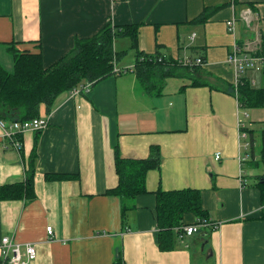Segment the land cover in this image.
<instances>
[{"label": "crops", "instance_id": "1", "mask_svg": "<svg viewBox=\"0 0 264 264\" xmlns=\"http://www.w3.org/2000/svg\"><path fill=\"white\" fill-rule=\"evenodd\" d=\"M205 7L217 10L205 22L194 21ZM247 8L250 26L239 21L230 32L226 22ZM108 21L138 23L142 53L178 62L201 56L204 63L178 70L188 80H166L160 94L146 92L134 72L106 76L77 97L63 92L41 103L38 115L49 116V123L37 137L22 134L19 151L0 137V185L24 179L37 139L35 198L0 200V242L10 235L35 244L30 264H112L120 256L124 264H264V201L256 187L264 173V106L238 105L230 93L234 70L225 61L233 42L264 36V0H0V64L13 69L6 45L14 43L40 52L48 66ZM129 45L120 38L114 47ZM117 65L133 67V52ZM246 77L264 87V71ZM115 144L123 158H145L152 145L161 153L160 168L146 174L148 192L132 199L123 216L121 199L106 192L118 182ZM47 173L71 177L47 180ZM183 188L199 190L218 225L201 226L161 251L153 192Z\"/></svg>", "mask_w": 264, "mask_h": 264}, {"label": "trees", "instance_id": "2", "mask_svg": "<svg viewBox=\"0 0 264 264\" xmlns=\"http://www.w3.org/2000/svg\"><path fill=\"white\" fill-rule=\"evenodd\" d=\"M219 6H217L218 8ZM214 8L203 9L195 19L205 22ZM138 23L114 25L111 21L105 23L91 37L75 41L72 51L54 63L46 66L40 52L28 49H18L14 43H8L7 51L13 59V69L8 72L0 64V120L22 121L40 117L38 115L41 103L50 104L63 92H69L73 87L86 81H92V86L102 78L112 74L114 59L133 52L134 65L125 72H134L143 88L148 93L160 94L165 77L174 76L178 70L190 68L177 60L165 58L159 52L154 54L142 53L138 50ZM128 38L130 45L127 49L116 50L117 39ZM239 43V42H238ZM240 44V43H239ZM264 55V36L260 38V47L255 52ZM192 58V57H191ZM184 67V68H183ZM198 68V66L190 69ZM237 87V101L242 108H259L264 106V87L252 86L247 77H242ZM192 86L203 84L192 81ZM189 84V85H191ZM186 85H183L185 87ZM233 94V87H230ZM240 131H244L242 128ZM248 132V130H247ZM40 131L36 132V137ZM30 152L24 173L20 182L0 185V200H30L35 198V146ZM21 138V135H17ZM21 140V139H20ZM114 169L118 177L117 185L106 192L121 199L122 216L133 208L132 199L148 192L145 186L146 174L152 169L160 168V148L152 145L148 156L141 159L123 158L119 147L114 145ZM260 160L264 163V129L261 131ZM70 175L64 173H47V180H59ZM256 187L259 189L261 200L264 201V173L259 176ZM155 195L154 216L157 224V245L161 251H170L175 247L176 240L186 236L181 227L199 224L203 220L210 221L208 213L203 208L198 189L183 188L175 190L157 189ZM193 218V220H190ZM112 264H124L120 256Z\"/></svg>", "mask_w": 264, "mask_h": 264}, {"label": "built area", "instance_id": "3", "mask_svg": "<svg viewBox=\"0 0 264 264\" xmlns=\"http://www.w3.org/2000/svg\"><path fill=\"white\" fill-rule=\"evenodd\" d=\"M251 9L247 8L240 12L239 18L232 19L226 22L227 29L234 33L236 30L237 22H242L247 27L251 23ZM260 47V42L257 40H249L242 44L238 42H233L231 50L226 56V63L231 66L234 70L235 78L232 83L233 87V96L237 99V87L240 83L242 77H246L248 71L262 72L264 71V55L261 53H255ZM114 64L112 66L113 74H120L125 72L127 69L132 67H119L117 65V60L114 59ZM181 63L186 67H194L203 65L204 61L201 56L191 58L184 57L181 60ZM252 86L255 85L253 79H248ZM92 86V81H86L84 83L78 84L73 87L68 92L69 98L77 97L80 93H86L90 90ZM239 105V104H238ZM49 123L48 117H34L27 120H16V121H5L0 120V137L8 141L9 146H12L15 150H20L22 148V142L20 138H17V135H22L25 132H37L42 131ZM246 137V133H242V138ZM248 143L244 145L246 147ZM215 158L220 157V152L215 153ZM204 225H209L213 228L217 227V223H210L206 220H203L199 224H190L182 226V232L189 236L198 231V228ZM47 238L50 240L53 236V228L51 225L46 227ZM36 257V245L32 243H20L14 239L13 236L4 235L1 238L0 242V264H30Z\"/></svg>", "mask_w": 264, "mask_h": 264}, {"label": "rangeland", "instance_id": "4", "mask_svg": "<svg viewBox=\"0 0 264 264\" xmlns=\"http://www.w3.org/2000/svg\"><path fill=\"white\" fill-rule=\"evenodd\" d=\"M124 61V60H123ZM118 63V62H117ZM119 63H120V60H119ZM119 66V65H118ZM125 66V65H124ZM120 67V66H119ZM125 67H128V66H125ZM126 73H129L128 75H130L131 74V72H125V73H122V76H125L126 75ZM110 75H116V74H109L108 76H110ZM165 79L168 81V82H180V83H182V82H186L188 79H187V76H183L181 73H178V74H176V75H174V76H166L165 77ZM192 79V78H191ZM165 80V81H166Z\"/></svg>", "mask_w": 264, "mask_h": 264}, {"label": "bare ground", "instance_id": "5", "mask_svg": "<svg viewBox=\"0 0 264 264\" xmlns=\"http://www.w3.org/2000/svg\"><path fill=\"white\" fill-rule=\"evenodd\" d=\"M263 79V78H262Z\"/></svg>", "mask_w": 264, "mask_h": 264}]
</instances>
